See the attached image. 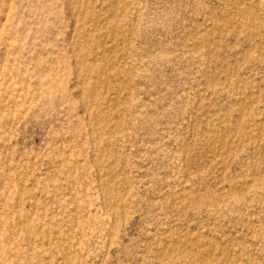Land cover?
<instances>
[{"label":"rangeland","instance_id":"rangeland-1","mask_svg":"<svg viewBox=\"0 0 264 264\" xmlns=\"http://www.w3.org/2000/svg\"><path fill=\"white\" fill-rule=\"evenodd\" d=\"M0 264H264V0H0Z\"/></svg>","mask_w":264,"mask_h":264}]
</instances>
